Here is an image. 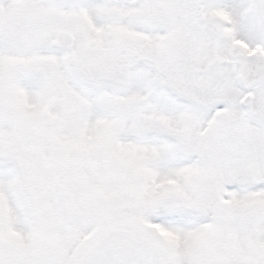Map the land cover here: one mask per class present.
<instances>
[{"label":"snow or ice","instance_id":"snow-or-ice-1","mask_svg":"<svg viewBox=\"0 0 264 264\" xmlns=\"http://www.w3.org/2000/svg\"><path fill=\"white\" fill-rule=\"evenodd\" d=\"M0 264H264V0H0Z\"/></svg>","mask_w":264,"mask_h":264}]
</instances>
